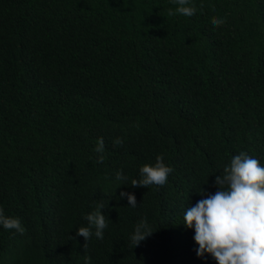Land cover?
<instances>
[{"label":"trees","instance_id":"16d2710c","mask_svg":"<svg viewBox=\"0 0 264 264\" xmlns=\"http://www.w3.org/2000/svg\"><path fill=\"white\" fill-rule=\"evenodd\" d=\"M191 6L0 0V207L24 228H0V264H216L182 216L232 155L264 164V0ZM160 157L166 187L130 185ZM97 203L107 227L85 242ZM141 219L154 233L133 248Z\"/></svg>","mask_w":264,"mask_h":264},{"label":"clouds","instance_id":"9594fccd","mask_svg":"<svg viewBox=\"0 0 264 264\" xmlns=\"http://www.w3.org/2000/svg\"><path fill=\"white\" fill-rule=\"evenodd\" d=\"M175 11L189 20L197 14L191 6V0H177ZM169 14H172L171 9ZM212 23L220 25L223 20L216 18ZM115 143H120V140L117 139ZM95 150H103L102 138H98ZM98 159L102 161L103 156ZM219 173L213 181L216 190L205 195L200 188L197 193L201 198L183 211L185 228L193 230L196 256L207 254L216 264H264V164L241 151L232 155ZM172 174L173 169L165 167L164 158L160 157L154 165H141L138 178H132L130 185L161 189L166 187ZM115 179L125 181L128 177L117 170ZM119 198H126L131 207L137 205L131 192L121 191ZM104 207L97 203L84 215L87 224L76 229V235L83 237L85 242L93 235L97 239L103 238L107 221L100 209ZM0 228L24 231L20 218L5 215L2 207ZM153 233L148 222L141 219L130 235V243L133 248L138 247L150 239ZM84 259L85 264H90L89 257Z\"/></svg>","mask_w":264,"mask_h":264}]
</instances>
